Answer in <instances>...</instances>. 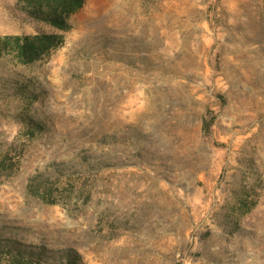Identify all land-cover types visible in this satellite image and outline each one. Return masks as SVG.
<instances>
[{
    "label": "rangeland",
    "instance_id": "374dc122",
    "mask_svg": "<svg viewBox=\"0 0 264 264\" xmlns=\"http://www.w3.org/2000/svg\"><path fill=\"white\" fill-rule=\"evenodd\" d=\"M23 2L0 37L63 41L24 63L0 40L1 247L264 264V0H84L68 30Z\"/></svg>",
    "mask_w": 264,
    "mask_h": 264
},
{
    "label": "trees",
    "instance_id": "16d2710c",
    "mask_svg": "<svg viewBox=\"0 0 264 264\" xmlns=\"http://www.w3.org/2000/svg\"><path fill=\"white\" fill-rule=\"evenodd\" d=\"M21 1H24L22 9L28 16L45 21L62 30L69 29L68 18L84 4V0ZM0 40L5 49L15 50L21 61L28 63L40 54H47L52 48L61 45L63 36L43 33L32 37L4 36L0 37ZM0 248L11 253L13 264H83L81 254L73 248L48 249L42 245L31 246L13 240H7L2 247L0 245Z\"/></svg>",
    "mask_w": 264,
    "mask_h": 264
}]
</instances>
